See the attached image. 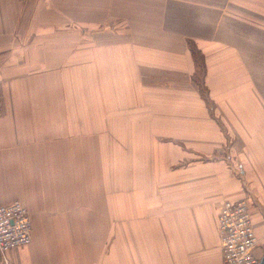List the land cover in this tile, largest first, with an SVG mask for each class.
<instances>
[{"label": "crops", "instance_id": "crops-1", "mask_svg": "<svg viewBox=\"0 0 264 264\" xmlns=\"http://www.w3.org/2000/svg\"><path fill=\"white\" fill-rule=\"evenodd\" d=\"M161 2L196 13L182 69L94 55L77 0H0V205L33 220L13 264H223L242 199L264 240V0Z\"/></svg>", "mask_w": 264, "mask_h": 264}, {"label": "rangeland", "instance_id": "rangeland-1", "mask_svg": "<svg viewBox=\"0 0 264 264\" xmlns=\"http://www.w3.org/2000/svg\"><path fill=\"white\" fill-rule=\"evenodd\" d=\"M161 1L164 2V0H77V5H81V8H78V18L85 20V16L87 18L91 16L94 55H100L102 46L106 45L111 51V48L118 45L116 42L120 38L126 52L129 50L133 53L132 45L135 44L140 51L141 63L162 64L182 69L187 57L184 52L185 39L197 46V35H200L195 26L196 22L191 21L196 13L178 11L167 13L161 7ZM85 10L87 12H84ZM169 15L173 17L171 21H168ZM195 51L192 45L191 52L194 57ZM94 58L87 59V62H94ZM124 62L127 67L128 59L125 58ZM197 64L201 69V65ZM166 96L180 99L181 93H166ZM167 110L170 111L171 108L168 107Z\"/></svg>", "mask_w": 264, "mask_h": 264}, {"label": "built area", "instance_id": "built-area-1", "mask_svg": "<svg viewBox=\"0 0 264 264\" xmlns=\"http://www.w3.org/2000/svg\"><path fill=\"white\" fill-rule=\"evenodd\" d=\"M0 93V117L4 114ZM219 233L223 264H260L264 241L256 232L252 207L248 200L225 201L219 214ZM32 213L21 200L0 205V257L2 264H13L9 254L32 243Z\"/></svg>", "mask_w": 264, "mask_h": 264}, {"label": "flooded vegetation", "instance_id": "flooded-vegetation-1", "mask_svg": "<svg viewBox=\"0 0 264 264\" xmlns=\"http://www.w3.org/2000/svg\"><path fill=\"white\" fill-rule=\"evenodd\" d=\"M260 249H261V251L264 253V241L260 244ZM262 256H263V254H262ZM262 258V257H261Z\"/></svg>", "mask_w": 264, "mask_h": 264}, {"label": "water", "instance_id": "water-1", "mask_svg": "<svg viewBox=\"0 0 264 264\" xmlns=\"http://www.w3.org/2000/svg\"><path fill=\"white\" fill-rule=\"evenodd\" d=\"M260 264H264V253H263V256L261 258Z\"/></svg>", "mask_w": 264, "mask_h": 264}]
</instances>
